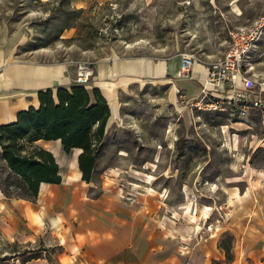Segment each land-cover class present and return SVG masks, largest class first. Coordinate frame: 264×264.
Segmentation results:
<instances>
[{"label":"rangeland","instance_id":"1","mask_svg":"<svg viewBox=\"0 0 264 264\" xmlns=\"http://www.w3.org/2000/svg\"><path fill=\"white\" fill-rule=\"evenodd\" d=\"M263 12L264 0H0V43L14 39L21 58L61 61L74 70L79 61L181 53L203 66L224 52L229 30ZM249 59L257 79L264 78V35ZM172 93L165 84H146L127 94L125 129L99 155L130 169L125 183L137 182L134 190L178 202L177 215L188 213L190 202L219 217L237 184L228 182L264 167V114L252 109L248 121L228 110H200ZM29 197L0 151V264L56 259L54 239L20 234L12 201Z\"/></svg>","mask_w":264,"mask_h":264},{"label":"crops","instance_id":"2","mask_svg":"<svg viewBox=\"0 0 264 264\" xmlns=\"http://www.w3.org/2000/svg\"><path fill=\"white\" fill-rule=\"evenodd\" d=\"M18 46L14 39L0 43V124L15 121L17 113L30 106L38 108L39 91L75 83V70L66 63L21 58ZM179 63L178 55H130L101 58L91 65L94 73L85 87L90 94L98 88L109 106L103 153L114 132L125 129L124 103L137 88L165 84L172 97L179 90L188 102L197 97L205 64L181 74ZM35 143L53 154L61 180L41 182L34 198L12 202L21 235L45 233L57 244L55 261L45 258L40 264H264V167L252 168L247 179L228 182L237 184L229 187L233 196L228 202L225 198L219 217H208L210 210L190 202L188 213L177 215L178 202L166 201L167 195L134 190V181L132 186L125 183L132 173L123 165L98 155L85 180L78 166L80 148L65 152L59 139ZM122 151L117 150L121 157ZM225 238L230 239L228 259L221 245Z\"/></svg>","mask_w":264,"mask_h":264},{"label":"trees","instance_id":"3","mask_svg":"<svg viewBox=\"0 0 264 264\" xmlns=\"http://www.w3.org/2000/svg\"><path fill=\"white\" fill-rule=\"evenodd\" d=\"M38 99V108L30 106L19 111L15 121L0 124L2 158L20 177L29 198L36 196L41 182L61 180L53 154L35 141L59 139L65 152L80 148L78 166L82 178L89 180L109 116V106L100 90L93 88L90 94L82 84L41 90ZM221 245L228 259L230 239L225 238Z\"/></svg>","mask_w":264,"mask_h":264},{"label":"built area","instance_id":"4","mask_svg":"<svg viewBox=\"0 0 264 264\" xmlns=\"http://www.w3.org/2000/svg\"><path fill=\"white\" fill-rule=\"evenodd\" d=\"M263 35L264 12L248 24L229 30L226 49L220 56L206 63L204 84L197 97L189 103L200 110H228L231 115L244 120H248L252 109H258L264 114V78L257 79L251 71L249 59ZM195 61L197 59L192 54L181 53L179 73H188ZM93 73L89 62L79 61L74 82L87 86ZM239 82L241 85H238ZM177 93L181 101L187 100L185 93L180 90Z\"/></svg>","mask_w":264,"mask_h":264},{"label":"bare ground","instance_id":"5","mask_svg":"<svg viewBox=\"0 0 264 264\" xmlns=\"http://www.w3.org/2000/svg\"><path fill=\"white\" fill-rule=\"evenodd\" d=\"M195 63V62H194ZM187 202V201H186ZM185 206V205H184ZM206 207H208V206H206ZM185 209V208H184ZM207 209V208H206Z\"/></svg>","mask_w":264,"mask_h":264}]
</instances>
